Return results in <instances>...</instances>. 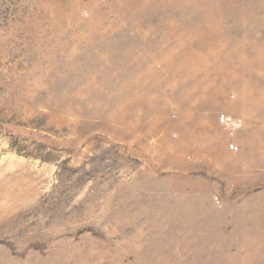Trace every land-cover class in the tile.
Here are the masks:
<instances>
[{"label":"rangeland","instance_id":"374dc122","mask_svg":"<svg viewBox=\"0 0 264 264\" xmlns=\"http://www.w3.org/2000/svg\"><path fill=\"white\" fill-rule=\"evenodd\" d=\"M0 264H264V0H0Z\"/></svg>","mask_w":264,"mask_h":264},{"label":"built area","instance_id":"2783aa9c","mask_svg":"<svg viewBox=\"0 0 264 264\" xmlns=\"http://www.w3.org/2000/svg\"><path fill=\"white\" fill-rule=\"evenodd\" d=\"M218 125L227 131L229 134H234L241 127V121L237 118L221 114L217 118ZM230 152H236L237 146L235 143L230 142L227 146Z\"/></svg>","mask_w":264,"mask_h":264}]
</instances>
